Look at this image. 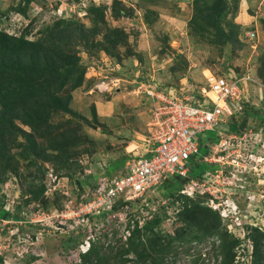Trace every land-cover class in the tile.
I'll return each instance as SVG.
<instances>
[{"label": "rangeland", "instance_id": "374dc122", "mask_svg": "<svg viewBox=\"0 0 264 264\" xmlns=\"http://www.w3.org/2000/svg\"><path fill=\"white\" fill-rule=\"evenodd\" d=\"M226 2L219 25L227 41L220 43L215 0H0V30L24 33L44 44L65 39L64 53L76 54L84 69L81 84L65 85L58 93L69 97L71 113L54 112L46 129L33 130L14 121L32 136L13 138L0 162L3 264H79L80 244L87 239L99 247L107 264H122L126 258L124 264H250L249 232L254 227L249 223L264 233V166L254 162L248 179L240 180V174L238 180L222 176L220 184L210 185L225 211L238 215L234 228H227L219 212L218 224L201 210L194 216L179 212L176 219L136 235L144 247L147 238L155 234L162 238L161 246L147 249V258L120 256L124 224L113 217L79 223L71 213L72 205L95 188L99 177L122 173L129 150L137 147L133 153H143L152 104L147 87L197 98L209 89L211 76L241 79L247 102L235 123L238 135L246 140L239 149L247 142L250 152L264 142V0ZM19 8L25 10L24 16L16 12ZM250 31L256 32L252 39L247 36ZM82 39H88L87 44ZM110 80L114 82L110 92L96 87ZM227 125L197 135V159L216 141L217 130L229 131ZM30 139L51 157H34L27 145ZM215 167L199 159L189 178L212 181ZM184 184L164 186L162 197L177 195ZM208 195L193 201L212 209ZM186 223L183 239L167 245V235L173 236ZM204 223L217 224L216 231L203 233L197 225ZM221 236L240 242L221 253Z\"/></svg>", "mask_w": 264, "mask_h": 264}, {"label": "built area", "instance_id": "2783aa9c", "mask_svg": "<svg viewBox=\"0 0 264 264\" xmlns=\"http://www.w3.org/2000/svg\"><path fill=\"white\" fill-rule=\"evenodd\" d=\"M255 34V31H250L247 36L252 39ZM111 84L114 85L112 80L104 81L96 87L110 92L113 88ZM244 92L241 79L230 75L211 76L209 89L197 98H181L169 91L147 87L145 93L152 104L147 123L148 134L144 136L142 144L143 153L134 154L137 147L129 150L121 174L112 178L99 177L95 188L83 195L77 205H72L71 213L76 216L75 221L87 223L97 216L113 217L124 224L122 237L126 240L132 230L142 231L147 222L159 214V210L162 212L159 215L161 222L176 219L181 210V201L169 196L171 194L162 197L164 183L183 181L185 184L178 190V195L196 198L209 194V206L219 212L227 228H234L238 224V215L225 211L219 197L210 191V185L215 182L220 184L222 176H234L238 180L237 174H240L243 177L240 180L248 179L253 162L264 166V142L256 145L255 150L246 152L249 148L247 142L239 149L241 141L246 140L238 135L239 128L232 131L219 129L216 141L209 145L208 153L197 159V135L212 131L218 125L237 122L247 102ZM232 141H236V144ZM199 159L216 164L212 173L214 180L209 181L206 177L195 181L189 178ZM174 204L177 205L172 208ZM228 220L231 222L227 223ZM161 222L159 225L162 226ZM249 226L256 227L250 223ZM89 246V239L80 244L78 262L80 253H85Z\"/></svg>", "mask_w": 264, "mask_h": 264}, {"label": "trees", "instance_id": "16d2710c", "mask_svg": "<svg viewBox=\"0 0 264 264\" xmlns=\"http://www.w3.org/2000/svg\"><path fill=\"white\" fill-rule=\"evenodd\" d=\"M226 6V0H215L214 7L212 6L215 12L213 16L215 28L221 32L219 21ZM16 12L25 15V10L21 8L17 9ZM79 31L82 34L84 32L82 28ZM217 36L220 38V43L227 41L223 32ZM82 41L87 44L88 39H82ZM67 45L65 39H49L48 43L44 44L40 40L27 39L24 33L13 35L0 30V162L4 156L6 146L14 142L13 138L19 134L32 136L31 133H26L21 127L15 125L14 121L30 126L33 130L46 129L50 125L48 123L50 115L54 112L60 110L71 113L68 107L69 97L62 98L58 93L65 85L76 87L81 84L84 69L79 67L76 54L71 56L64 53L63 49ZM71 79L72 81H70ZM229 124L227 130L236 129L235 122H229ZM27 145L29 150H33L32 153L36 158L48 159L51 157V154L46 153V151L43 152L37 149L34 140L30 139ZM173 184L172 182H166L164 186L171 187ZM44 189V185H41L40 192L42 193ZM171 196L176 200H180L183 204L181 206L183 210L179 214L194 216V213L198 214L201 210L203 216L211 217L218 224V212L208 207H201L198 201H193L198 197L189 198L178 194H171ZM160 222L161 216L157 215L147 222L144 229L152 230ZM205 223L198 224V228L205 234H213L216 231L217 224ZM188 226L186 223V227L177 230L173 233V236L167 235V245L181 241ZM250 230L249 236L252 239L250 264H264V233L255 227H250ZM139 232L140 230L137 229L132 230L128 238L121 242L120 256L122 258L130 253L136 259L140 257L147 258L148 255L145 253L148 248L154 250L155 246H161L162 238L155 234L147 238L148 245L144 247L142 241L136 239ZM220 239H222L221 253L233 250L240 242L239 239L235 238L226 241L222 236ZM233 256L234 253H232ZM79 258V264H107L106 259L100 254L99 247L93 242H90V246L85 253H80ZM127 261H129L127 258L123 259L122 264ZM3 262V256L0 255V264H3Z\"/></svg>", "mask_w": 264, "mask_h": 264}, {"label": "crops", "instance_id": "0c3cea01", "mask_svg": "<svg viewBox=\"0 0 264 264\" xmlns=\"http://www.w3.org/2000/svg\"><path fill=\"white\" fill-rule=\"evenodd\" d=\"M97 81V80H96Z\"/></svg>", "mask_w": 264, "mask_h": 264}]
</instances>
